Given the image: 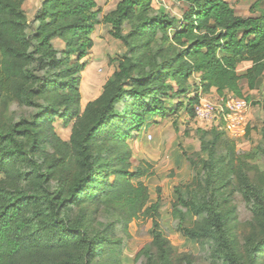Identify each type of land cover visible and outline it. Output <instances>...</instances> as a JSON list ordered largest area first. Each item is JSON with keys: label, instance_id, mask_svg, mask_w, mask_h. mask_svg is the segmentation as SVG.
Segmentation results:
<instances>
[{"label": "trees", "instance_id": "obj_1", "mask_svg": "<svg viewBox=\"0 0 264 264\" xmlns=\"http://www.w3.org/2000/svg\"><path fill=\"white\" fill-rule=\"evenodd\" d=\"M25 1L0 0V104L38 108L30 120L0 118V264H121L126 241L115 238V225L141 212L153 219L152 240L135 261L195 264L191 254L174 257L162 234L160 188L153 201L143 180L132 181L155 171L149 162L129 169L130 139L179 111L195 119L201 96L248 100L244 84L264 88V10L252 6L243 16L228 0H180L188 8L179 19L156 11L154 0H118L104 15L96 0H42L29 20ZM101 23L124 50L101 95L81 110L82 72ZM256 104L264 111V96ZM57 118L72 123L69 140L54 131ZM203 127L196 129L200 149L183 152L192 174L173 187L179 230L211 263L258 264L264 238L249 244L246 263L231 235L235 210L223 189L237 178L238 192L264 223V188L234 165L236 150L226 138L234 139L222 120ZM261 135L256 151L264 155V122ZM100 205L119 206L125 218L96 228L89 212Z\"/></svg>", "mask_w": 264, "mask_h": 264}, {"label": "rangeland", "instance_id": "obj_2", "mask_svg": "<svg viewBox=\"0 0 264 264\" xmlns=\"http://www.w3.org/2000/svg\"><path fill=\"white\" fill-rule=\"evenodd\" d=\"M118 0H105L102 4L101 15L114 8ZM239 15H251V8L255 6L260 11L264 10V0H228ZM42 0H26L24 8L29 20H33L37 10L41 7ZM188 4L180 0H154V9L156 11L165 10L179 19H182L183 13L187 10ZM110 26L98 24L95 32L92 34L94 46L91 54L86 59L87 66L82 72V81L80 91L82 94L80 107L84 109L86 104L98 98L106 80L112 75L118 66L117 56L124 50L120 40L115 39L110 34ZM56 46L63 47L60 41L55 42ZM243 65L241 69H244ZM263 85V84H262ZM246 85H244V88ZM211 95V96H210ZM211 100H218L214 93L208 94ZM264 96V88H261L251 94L248 98L251 101L248 115V127H246L245 136L241 138H226L228 147H235V163L237 168H243L251 177V181L264 188V155L256 151V146L263 142L261 129L264 122V111L256 104ZM1 115L8 124L21 122L22 119L30 120L38 112V108L28 107L18 101H8L5 108L0 104ZM158 121L143 129L138 135H133L130 139L132 147L133 161L130 170L136 171L139 165L144 166L149 162L155 174L147 177H132L133 182L143 180L149 188L150 197L156 201L160 193V217L159 225L163 236L169 241L173 248L174 257L183 253L194 256L195 264H214L208 261L203 253L199 243L195 238L184 235L178 227L179 219L173 214V203L176 196L173 187L179 183L187 181L191 176L188 162L183 154L184 151L192 152L200 149V140L196 135V129L204 125L195 119H190L184 111L177 112L165 119ZM213 125L221 124V119L217 118ZM57 136L63 140H69L71 127H66L63 120L57 118L53 124ZM225 141V140H224ZM52 151L53 149H49ZM241 157V162L239 161ZM142 161V164L139 162ZM240 163V165H239ZM2 174L0 173V179ZM160 192L158 193V189ZM223 195L227 197L228 206L234 208L233 220L230 224L231 235L235 240L236 248L241 257L248 258V246L256 245L264 238L263 219L253 211L248 203L238 192V179L235 178L225 189ZM119 206L110 207L100 205L97 209L91 206L90 219L95 218V227L107 228L110 223L125 218L123 210ZM94 209L95 212H94ZM75 210H80L79 208ZM79 213V211H77ZM188 225L195 226L196 216L189 218ZM93 220V221H94ZM153 219L146 213L141 212L137 218L129 223L120 225L116 223L114 231L115 238L123 237L125 239V249L122 253L121 264H145V258L135 261L137 252L143 247H148L151 240V229ZM248 264V263H247ZM258 264H264V257L258 258Z\"/></svg>", "mask_w": 264, "mask_h": 264}, {"label": "built area", "instance_id": "obj_3", "mask_svg": "<svg viewBox=\"0 0 264 264\" xmlns=\"http://www.w3.org/2000/svg\"><path fill=\"white\" fill-rule=\"evenodd\" d=\"M250 105L246 98L231 93L215 101L208 96H201L195 106V117L204 125H211L215 119L220 118L222 128L231 138H241L246 134Z\"/></svg>", "mask_w": 264, "mask_h": 264}, {"label": "crops", "instance_id": "obj_4", "mask_svg": "<svg viewBox=\"0 0 264 264\" xmlns=\"http://www.w3.org/2000/svg\"><path fill=\"white\" fill-rule=\"evenodd\" d=\"M104 1L105 0H96V2H97V4L101 7L102 6V4H104ZM115 7V6H114ZM102 8V7H101ZM97 26V25H96ZM94 32H95V30H94ZM94 32H93V34H94ZM95 41V40H94ZM243 84H244V82H243ZM245 85V84H244ZM258 90H250V89H248L247 88V86L245 87V89H244V95L245 96H250L251 94H253V93H255V92H257ZM211 96V95H210ZM209 96V97H210ZM216 98H219L218 96H216Z\"/></svg>", "mask_w": 264, "mask_h": 264}]
</instances>
